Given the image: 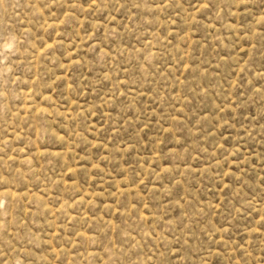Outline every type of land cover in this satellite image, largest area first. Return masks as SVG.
<instances>
[{
	"label": "rangeland",
	"instance_id": "374dc122",
	"mask_svg": "<svg viewBox=\"0 0 264 264\" xmlns=\"http://www.w3.org/2000/svg\"><path fill=\"white\" fill-rule=\"evenodd\" d=\"M0 264H264V0H0Z\"/></svg>",
	"mask_w": 264,
	"mask_h": 264
}]
</instances>
